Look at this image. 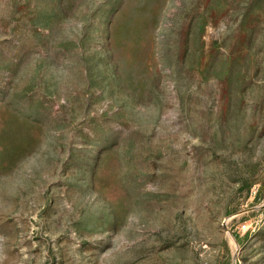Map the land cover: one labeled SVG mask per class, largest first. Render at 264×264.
<instances>
[{
    "label": "rangeland",
    "instance_id": "374dc122",
    "mask_svg": "<svg viewBox=\"0 0 264 264\" xmlns=\"http://www.w3.org/2000/svg\"><path fill=\"white\" fill-rule=\"evenodd\" d=\"M0 264H264V0H0Z\"/></svg>",
    "mask_w": 264,
    "mask_h": 264
},
{
    "label": "built area",
    "instance_id": "2783aa9c",
    "mask_svg": "<svg viewBox=\"0 0 264 264\" xmlns=\"http://www.w3.org/2000/svg\"><path fill=\"white\" fill-rule=\"evenodd\" d=\"M252 225H248L247 223H243L241 226H240V229L241 231L243 232H248V231H252Z\"/></svg>",
    "mask_w": 264,
    "mask_h": 264
}]
</instances>
